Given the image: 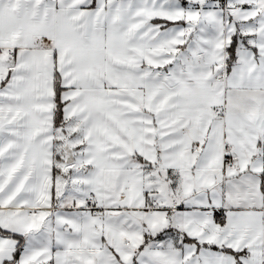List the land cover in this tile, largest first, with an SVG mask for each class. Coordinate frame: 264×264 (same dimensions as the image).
<instances>
[{"label":"snow or ice","instance_id":"obj_1","mask_svg":"<svg viewBox=\"0 0 264 264\" xmlns=\"http://www.w3.org/2000/svg\"><path fill=\"white\" fill-rule=\"evenodd\" d=\"M0 264H264V0H0Z\"/></svg>","mask_w":264,"mask_h":264}]
</instances>
